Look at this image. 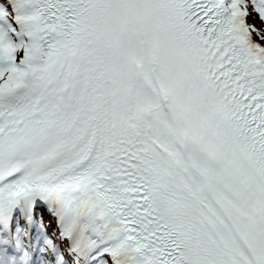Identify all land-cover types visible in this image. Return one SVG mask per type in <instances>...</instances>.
Here are the masks:
<instances>
[{"label": "snow or ice", "instance_id": "obj_1", "mask_svg": "<svg viewBox=\"0 0 264 264\" xmlns=\"http://www.w3.org/2000/svg\"><path fill=\"white\" fill-rule=\"evenodd\" d=\"M0 264H264V0H0Z\"/></svg>", "mask_w": 264, "mask_h": 264}]
</instances>
